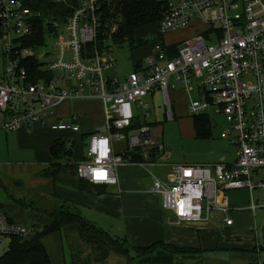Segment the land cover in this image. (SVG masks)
<instances>
[{
    "label": "built area",
    "instance_id": "2783aa9c",
    "mask_svg": "<svg viewBox=\"0 0 264 264\" xmlns=\"http://www.w3.org/2000/svg\"><path fill=\"white\" fill-rule=\"evenodd\" d=\"M51 1L59 5L76 1L77 6L68 5L73 11L64 20L50 14L43 19L40 11H33L23 0H0V130L45 126L66 101H100L104 123L86 138L77 175L93 186H118V168L153 167L164 152L150 133V112L142 118L137 113L141 99L159 93L165 122H174L170 89L179 84L189 94L195 78L200 81L196 83L198 98L189 99L188 115L199 117L216 109V114L225 116L228 127L220 137L235 147V161L232 165H171L164 181L152 175L147 194L160 197L169 225L178 228L213 221L232 226L229 209L220 200L225 192L247 191L253 215L264 209V0L168 4L160 35L188 29H194L195 35L176 45L174 56L173 46L155 43L142 70L133 71L123 83L107 74L115 67L111 48L94 46L97 0ZM40 24L45 28L44 45H35ZM48 41L51 50L41 53ZM27 42L34 46H26ZM30 59L41 64L37 78L26 67ZM136 121L140 127H134ZM49 128L80 132L76 115ZM30 232L0 208V243ZM250 264H264V258L258 253Z\"/></svg>",
    "mask_w": 264,
    "mask_h": 264
},
{
    "label": "rangeland",
    "instance_id": "374dc122",
    "mask_svg": "<svg viewBox=\"0 0 264 264\" xmlns=\"http://www.w3.org/2000/svg\"><path fill=\"white\" fill-rule=\"evenodd\" d=\"M158 1L175 4L184 0ZM159 34L158 25L146 26L137 31L136 39L147 44L133 52L126 45L123 47L111 45L115 67L107 74L123 83L133 72L136 65L152 57L155 38ZM192 36L193 34L190 31L179 30L164 35L163 42L165 44H175L188 40ZM51 46L52 42L48 41L47 47H43L40 52L45 53L51 50ZM58 75L61 76V73H58ZM64 77L67 80L72 78L67 74ZM192 82L193 89L185 97L187 100L198 98L196 86L199 83H196L200 81L192 78ZM169 83L172 84V81L170 80ZM180 89H183V87L179 84H175L174 89H170L172 103H175V99L178 97L177 92ZM157 100L155 112L151 111L152 117L147 119L151 124L161 121L160 112L157 109L160 106V100L159 98ZM141 101L144 104H149V99L146 97ZM184 103L182 99H177L175 103V105L177 104L176 109L179 116L175 122L155 124L150 129L153 141L165 149L164 155L156 161L157 165L151 167L152 175L162 181L169 173V168L164 167V164H187L189 161L211 163L222 155L228 157V153H231V156L235 158V147L220 137L228 127L226 117L216 114V109L208 110L202 116L208 117L212 126L211 139L188 138L185 132L193 124L194 119L187 117L188 110L186 113V103ZM80 104L81 106L72 110H60L61 119L64 121L68 120L72 114L79 118V133H59L61 135L60 139L75 144L72 149L73 161L82 157L86 138L95 132L93 130L95 125L102 122L94 113L96 109L93 101L82 100ZM89 111H93V113ZM140 122H142V119H140ZM50 124L51 122L47 120L46 125L49 126ZM17 135V131L5 132L0 130V204L9 217L27 225L31 230V227L47 225L48 215L57 210L58 203L53 195L54 183L46 178V174L50 175L53 168L38 165L33 157V150L27 149L32 143L31 140H19ZM120 148H123V144L120 145ZM68 151H70L69 147ZM70 163H72L71 159ZM120 169L122 168H118L117 172ZM147 170L146 175H141L143 188L141 194L138 195L140 197L139 203L128 199L122 201L119 198L118 201L115 198L119 193L118 190L116 191L115 186H110L106 188L105 196L116 201L114 207L108 208L106 203L101 201V203H97L98 208L85 209L79 213L86 221L105 231L111 238L125 240L129 247L128 258L133 260L131 264H139V261L142 260V258L141 260L138 258L135 252L136 249L152 248L158 243L165 246L164 249L167 250L161 249V246L158 247L152 254L153 259L155 258L157 261L147 264H170V262L172 264H237L239 260L246 262L253 258L251 255H254L255 246L261 241V238L259 237V228L257 229L256 226L255 229L252 224L251 228L245 233L237 231L235 227L230 228L220 224H215L212 227L209 225L207 227L203 226L205 228L200 231L189 227L172 228L167 226L169 215L162 209L160 197L147 194L146 187L152 185V176L149 174V168ZM133 190L136 191L135 188ZM226 195L228 197L232 196L231 193ZM254 195L255 197L260 196L259 191ZM232 197L236 199L238 204H243L246 200V197L242 195ZM259 214L260 212H258ZM251 215L253 214L251 213ZM230 217L234 219V215ZM65 237L68 244H73L77 241L78 236L73 232H66ZM10 242V239H6L0 243V257L8 252ZM42 242L48 251L52 264L72 263L71 249L66 243H63L60 233H51ZM82 243L78 241L76 245L83 250L82 260L84 261L89 256L93 257L94 253ZM76 245L72 246L73 253L77 251ZM166 246L173 248H166ZM237 246L240 251L234 249ZM172 249H175V253L171 252ZM125 263L126 259L124 257L111 254L105 264ZM90 264L95 263L91 262Z\"/></svg>",
    "mask_w": 264,
    "mask_h": 264
},
{
    "label": "trees",
    "instance_id": "16d2710c",
    "mask_svg": "<svg viewBox=\"0 0 264 264\" xmlns=\"http://www.w3.org/2000/svg\"><path fill=\"white\" fill-rule=\"evenodd\" d=\"M33 11H40L43 19L48 18L47 15L57 16L64 20L70 16L72 9L70 4L77 6L76 1L66 4H53L51 0H23ZM98 2V32L97 49L128 46L133 52L134 50L146 45L147 43L136 39V33L146 26L160 25L164 10L168 3L158 0H97ZM44 27L40 24L38 34L36 36L35 45H44ZM1 36V28H0ZM163 42V37L159 34L155 38V43ZM26 46H34L33 42H27ZM89 45V48H94ZM173 56L176 55V45H173ZM172 55V54H171ZM28 72L37 78L41 64L36 59H30L26 63ZM142 62L134 67V71L142 70ZM35 80V79H34ZM34 82V81H33ZM193 125L198 139H210L212 136V126L208 117H193ZM150 127L151 125L148 124ZM134 127H140V123L136 121ZM84 140V139H83ZM74 143H70L64 139H56L49 147V154L52 162L48 165L53 168L50 175L46 174L54 186L71 188L86 194H96L102 196L106 191V187L93 186L81 179L77 175V162L81 157L73 161ZM68 147L70 151H68ZM163 155V154H162ZM162 155H158V158ZM131 156H133L131 154ZM70 159L71 162L70 163ZM133 160L140 161V157H133ZM69 161V162H68ZM49 170V169H47ZM47 172V171H46ZM20 205V204H19ZM3 210V206L0 204ZM49 223L42 227H31V232L26 237H16L10 239L8 252L0 257V264H52L50 256L43 245V239L51 233H60L63 243L67 244L71 249V264H105L111 254H116L126 259L125 264H131L133 260L128 258L129 247L125 240L119 238H111L105 231L96 228L94 225L86 221L79 212L75 211L68 204L60 203L57 210L48 215ZM73 232L77 235V241L68 244L65 233ZM81 241L94 253L93 257L82 260L83 250L76 244ZM77 247V251L73 253V247ZM161 246L156 244L152 248L136 249L138 258H142L139 264L155 263L157 259H153V252ZM79 247V248H78ZM173 248L166 246V248ZM180 249V248H179ZM171 252L175 253V249ZM145 258V260H144ZM172 264V262H170Z\"/></svg>",
    "mask_w": 264,
    "mask_h": 264
},
{
    "label": "crops",
    "instance_id": "0c3cea01",
    "mask_svg": "<svg viewBox=\"0 0 264 264\" xmlns=\"http://www.w3.org/2000/svg\"><path fill=\"white\" fill-rule=\"evenodd\" d=\"M186 31H190V33L192 32L193 36L195 35L194 29H188ZM192 37H190V38H192ZM190 38H188V39H190ZM179 43H181V42H179ZM179 43L166 44V45L167 46H173V45H178ZM177 95H178V97L176 99L174 98L175 103H176L177 99L178 100L179 99L184 100V102L186 103L185 112L187 113V104H188L189 99L187 100L185 97L188 94H186L183 91V89H180L177 92ZM146 98L149 99V104L142 103V105L139 108H137V113L139 114V116L142 118L144 113L149 111L150 112V118H151L152 117L151 111L155 112V105L158 103L157 98H159L160 106L157 109L160 112L161 121L157 122L155 124L157 125L159 123H164L165 120H164V116H163L162 98H161L160 94L155 93L152 96H149ZM90 101L94 102L95 109H96L94 111V113L102 121L101 123L95 125L93 130H95V132H96L102 128V125L104 123L103 107H102V104L100 103V101H97V100H90ZM80 102H82V101H66L65 103L58 106L56 111H55L54 116L47 119L48 122H51L50 125H52L58 121L67 122L71 117L68 118V120H66V121L62 120L61 119L62 117L60 115V110L65 109L66 111H68V109L72 110L74 108H78L79 106H81ZM175 103L173 102L176 120H177V118L179 116H178L177 109H176L177 104L175 105ZM89 112L93 113V111H89ZM72 115H75V114H72ZM186 115L188 118H192L188 115V113ZM47 120H46V122H47ZM78 120H79V118H78ZM166 123H169V122H166ZM170 123H173V122H170ZM147 124H150L151 128L155 125V124H151L149 122H147ZM59 133H62V132L52 131V130H50L49 126H47V125L42 126V125L37 124V125H33L29 129L18 130L17 136H18L19 140H31L32 143H31L30 147L27 149L33 150L32 153H33V157H34L36 163L40 166L41 165L48 166L52 162L51 156L49 154V147L53 143V141L60 138L61 135H59ZM185 133L187 134L186 136L188 138L198 139L196 137V133H195V129H194L193 124L186 129ZM200 140H208V139H200ZM155 144H157V143H155ZM164 151H165V149H164ZM229 154H230V156H229ZM163 155H164V152H163ZM218 160H219V162H218ZM234 161H235V158L231 156V153H228V157L227 156L225 157L222 155L218 159H215L214 161H212L211 163L210 162H204V161H202V162L189 161V162H187V164H164L163 166L170 168L171 165H213V164H217V163H224L227 165H232L234 163ZM156 165H157V163H156ZM148 168L149 167L142 166V165H131V166H127V167H122V169H120L117 172L118 186H115V187H116V191L118 190L119 193L117 194V197H115V198H117L118 201H119V199H122V201L125 199H128V200L136 201L139 203L140 197L138 195L141 194V191L143 188V184L141 181V175H146ZM149 174L152 176L151 167L149 168ZM108 187H110V186H108ZM149 187L150 186L148 185L146 187V190ZM133 188H135L136 191H134ZM229 193H231L232 196L242 195V196L246 197V200L243 204H238L234 197H232V196L228 197L226 195ZM53 195H54V198L56 199V202L58 204L64 202L65 204H68L71 208H74L75 211H77L79 213H81L85 209H88V210L91 209L92 210L94 208H98L97 203L98 202L101 203V201L105 202L108 208L114 207V203L116 202V201L111 200L109 197H106L105 194L102 196H98L96 194H86V193H83L81 191H77V190H74L71 188H66V187H60V186L54 187ZM258 197L259 196H257L256 198L258 199ZM220 200H221L222 204L229 209L228 218L232 219V221H233L232 226H230V228L235 227V229L237 231L242 232V233L247 232V230L251 228V224L255 226V229H256V226H257V229L259 228V237L261 238V241H259L256 244L257 247L255 246L256 249L253 251V254L256 256L259 253V255L261 257H263L264 256V209H260V210L256 211L254 216L251 215V213L248 210L250 195L245 190L234 191V192H225L221 195ZM258 212H260L259 215H258ZM233 215H234L235 220L232 217H230ZM48 223H49V220H48L47 224ZM166 224H167V226H170L172 228H176L172 225H169V223H166ZM215 224L224 225L222 222L213 221L209 224V226L212 227ZM205 226L207 227L208 225H205ZM189 228H195V229H197V231H200V230L204 229L205 227H203V226H200V227L191 226ZM234 249L237 251H240V248L238 246L234 247ZM254 255H251V256L254 258L255 257ZM253 258L250 261L247 260L246 262H243V260H239L237 264H250V262L253 260Z\"/></svg>",
    "mask_w": 264,
    "mask_h": 264
}]
</instances>
